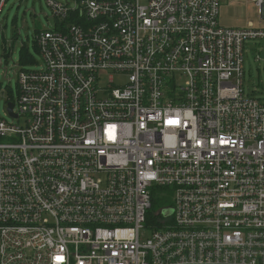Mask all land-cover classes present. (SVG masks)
Wrapping results in <instances>:
<instances>
[{"label":"built area","instance_id":"2783aa9c","mask_svg":"<svg viewBox=\"0 0 264 264\" xmlns=\"http://www.w3.org/2000/svg\"><path fill=\"white\" fill-rule=\"evenodd\" d=\"M251 1L262 23L232 28L220 0H47L41 66L19 63L0 117V264H264Z\"/></svg>","mask_w":264,"mask_h":264},{"label":"rangeland","instance_id":"374dc122","mask_svg":"<svg viewBox=\"0 0 264 264\" xmlns=\"http://www.w3.org/2000/svg\"><path fill=\"white\" fill-rule=\"evenodd\" d=\"M65 3L67 0H56ZM219 22L225 27H247L249 23H262L258 8L251 0H220ZM54 17L47 0H7L0 13V117L7 116L5 104L8 97L17 99V73L19 55L23 48L33 60L27 69L41 65V57L35 49V35L40 30L53 27ZM256 55L260 60H256ZM243 90L245 96L264 100V39H251L244 43ZM116 84L124 78L115 76ZM106 84L103 78L101 85Z\"/></svg>","mask_w":264,"mask_h":264},{"label":"trees","instance_id":"16d2710c","mask_svg":"<svg viewBox=\"0 0 264 264\" xmlns=\"http://www.w3.org/2000/svg\"><path fill=\"white\" fill-rule=\"evenodd\" d=\"M32 60H33L32 55L22 48L19 55L20 63L26 65V64H30ZM165 190L167 189L164 187H156L155 192L154 191L152 192L151 208L149 210V215H148V219L151 222L155 223L157 221L156 213H159L160 210H162L163 208H168L171 205L169 194L164 193Z\"/></svg>","mask_w":264,"mask_h":264},{"label":"water","instance_id":"95a60500","mask_svg":"<svg viewBox=\"0 0 264 264\" xmlns=\"http://www.w3.org/2000/svg\"><path fill=\"white\" fill-rule=\"evenodd\" d=\"M12 106H13L12 103H9V104H8V111H9L10 114H12V113H11ZM166 213H168V212H164V214H166Z\"/></svg>","mask_w":264,"mask_h":264},{"label":"snow or ice","instance_id":"6c2138e0","mask_svg":"<svg viewBox=\"0 0 264 264\" xmlns=\"http://www.w3.org/2000/svg\"><path fill=\"white\" fill-rule=\"evenodd\" d=\"M57 259L59 260V259H61L60 257H57Z\"/></svg>","mask_w":264,"mask_h":264},{"label":"crops","instance_id":"0c3cea01","mask_svg":"<svg viewBox=\"0 0 264 264\" xmlns=\"http://www.w3.org/2000/svg\"><path fill=\"white\" fill-rule=\"evenodd\" d=\"M40 66H41V65H40ZM40 66H39V67H40ZM39 67H38V68H39Z\"/></svg>","mask_w":264,"mask_h":264}]
</instances>
